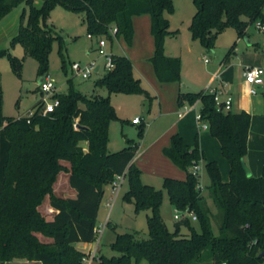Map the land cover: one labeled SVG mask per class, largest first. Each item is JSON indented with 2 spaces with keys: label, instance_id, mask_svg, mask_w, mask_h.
Masks as SVG:
<instances>
[{
  "label": "trees",
  "instance_id": "trees-1",
  "mask_svg": "<svg viewBox=\"0 0 264 264\" xmlns=\"http://www.w3.org/2000/svg\"><path fill=\"white\" fill-rule=\"evenodd\" d=\"M36 1L41 5L37 6ZM195 6L188 26L193 39L209 50L217 36L234 28L239 37L255 21L264 23V0H192ZM20 2L28 8L25 24L21 23L11 37L20 43L25 55L38 64V75L47 73L49 54L54 41L63 39L47 19L55 5L83 14L87 34L95 37L122 36L132 44V18L150 16L154 52L150 58L156 78L161 83L181 81V60L165 55L169 29L166 13L174 10L173 0H0V20ZM26 9H23V20ZM116 27L114 36L111 27ZM233 47L226 53L227 60ZM12 71L20 76L22 60L8 50ZM63 58V53L60 50ZM114 66L95 81L96 87L108 94H139L151 105L154 97L134 75L130 59L112 53ZM64 63V61H63ZM64 68V66H62ZM66 92L54 93L59 104L51 112L42 113L39 100L31 116L3 117L0 114V264L14 259L40 264H84L85 252L77 244L92 243L96 238L97 215L104 187L117 174H125L128 188L122 201L131 203L134 211L149 210L147 237L137 232L117 233L110 244L116 252L111 256L98 254L100 264H263L264 263V163L259 177L248 176L242 166L247 153L251 116L217 110L213 94L205 91H184L177 94V105L200 103L199 122L206 124L210 135L220 144L222 156L230 165L229 180L224 182L217 161L205 162L210 183L208 196L218 210V235L211 225V212L202 195L199 175L191 167L204 159L198 136L187 144L179 133H173L164 154L186 171L185 179L165 177L163 188L175 210L196 215L200 228L190 225L188 216L177 220L170 230L160 214L161 190L141 181V170L133 163L138 142L126 138L119 151L108 150L109 123L117 120L110 97L84 95L67 80ZM264 101V92L262 93ZM264 117V110H263ZM143 121L139 126L142 135ZM85 143V144H84ZM68 161V184L74 197L61 198L52 193V185ZM55 213L45 218L38 206L45 194ZM108 225L110 223L108 222ZM187 226V233L181 227ZM116 229V225L113 226ZM36 233L52 239L39 241Z\"/></svg>",
  "mask_w": 264,
  "mask_h": 264
},
{
  "label": "rangeland",
  "instance_id": "rangeland-1",
  "mask_svg": "<svg viewBox=\"0 0 264 264\" xmlns=\"http://www.w3.org/2000/svg\"><path fill=\"white\" fill-rule=\"evenodd\" d=\"M36 5L40 6L41 2L36 1ZM173 7V12L170 14L166 13L165 16L169 20V29L177 31V36L174 38L166 37L165 42L167 46H164V52L166 55L167 48L168 52L170 51L176 55L174 57L180 58L182 62V74L185 73L189 76L193 74L207 76L208 70L212 69L211 65L214 64L213 61L218 63L232 47L238 51L237 53L240 56L242 55L244 49L241 46L245 43L244 38L243 36L239 37L234 28L224 30L217 36L214 47L209 50H204L200 42L197 39H193L188 30L191 18L195 13L193 1L173 0ZM24 8L26 9V13L22 20L21 15ZM27 13V6L25 3L20 2L0 20V49H6L12 56L22 60L21 72L20 76H18L11 69L8 55L4 54L0 56V112L3 116L17 117L18 115H26L29 111L33 110L34 105L41 98L38 90V82L41 75H38L37 72V61L25 55L20 43L11 42V36L17 32L20 24H25ZM143 16L140 15L138 17L144 18ZM47 23L53 26L63 39L62 46H60L58 41L53 42L47 70V73L54 78L57 89L61 92H66L68 90L67 80L71 79L74 87L84 95L90 96L92 94H98L102 97L109 96L116 115L120 119L127 121V119L130 120L132 117L138 116L144 120L141 136L139 135V126L132 125L129 121L123 125L117 120L110 121L108 149L111 151L123 149L126 146V138L133 139L140 144L133 163L141 170V181L143 183L162 191L163 198L160 206V214L167 227L173 230L174 223L177 221L174 218L176 210L169 202L167 193L163 188V181L165 177L176 179L186 178V171L176 166L164 154V148L170 145L171 135L177 132V130L175 131L172 128L175 117L159 115L161 105L158 88H154L148 84L144 77L140 75L143 86L154 97L151 106L142 95L135 93H112L109 95L105 88L95 86V81L104 72L105 53L113 52L114 54L126 55L133 63L136 74H138L136 70L138 62H146L151 66L150 58L154 52V43L150 23L147 27L144 25L137 26L138 28L133 35L131 45H128L122 36L113 37L111 40L106 37L92 36L89 38L86 24L83 21V14L65 9L60 4L54 6L47 19ZM252 27L249 32L251 41L258 43L260 50H264V33L255 26ZM101 38L105 41V46L103 47L98 45V41ZM244 46L246 47V45ZM60 50L63 53V58L60 55ZM256 50L254 51L258 52ZM202 55H205L209 59L210 64L206 65L204 63ZM73 61L81 64L94 61L95 65H99L100 68L97 73H92L89 78L82 79L74 75L71 71L70 65ZM161 86L163 85L160 84L159 89ZM197 90H200V88ZM167 105V101L163 98V108ZM164 139L168 141L167 146H163ZM60 163L65 168L58 173L52 185V193L61 198L74 197L72 194L73 190L68 184L70 163L63 160ZM198 165H201V161H199ZM199 175V183L202 186L201 191L211 212L210 220L212 229L214 234L218 235L219 221L217 216L219 212L208 196V189L206 187L209 185L210 179L205 169V161ZM127 188V177H124L113 207H106L103 204L108 197L114 198V194L110 192V188H105V195L103 196V202L99 209L96 224L97 226L105 225L99 242V247L103 255L111 256L116 254L111 249L110 244L114 241L117 233L137 232L140 238L147 237V215L150 214V211L144 210L136 213L133 204L123 202L122 195ZM38 210L45 218H48L50 213L53 212V208L51 209L50 206V195L48 193L44 195L41 204L38 206ZM107 217L110 220L109 226L106 225ZM189 219L190 225L194 226L196 230H199V222L192 220V216H189ZM116 224L117 227L114 229L113 226ZM188 231L187 226L181 227V232L187 233ZM36 236L39 241L45 244H50L52 241L50 237L44 236L41 233H36ZM16 260L18 259L12 261L15 262ZM94 260H97V258H93L91 261ZM89 262L87 260L84 264H88ZM131 264H134V262ZM139 264L146 263L142 260Z\"/></svg>",
  "mask_w": 264,
  "mask_h": 264
},
{
  "label": "crops",
  "instance_id": "crops-1",
  "mask_svg": "<svg viewBox=\"0 0 264 264\" xmlns=\"http://www.w3.org/2000/svg\"><path fill=\"white\" fill-rule=\"evenodd\" d=\"M143 17L144 18L134 16L132 18L134 33H136V30L140 25H144L146 27L149 25L150 16L144 14ZM252 26H254V24L249 25L246 28V32L243 35L245 43L242 44L241 46L244 49L242 51V55L240 56V54L237 53L238 51H236L235 48L233 47V52L231 53V55L227 60L225 59V57H223L218 63H215L213 61L214 64L211 65L212 69L208 70L206 74L207 76H201L199 74H193L192 76H189L185 73L182 74V62H181L180 82H169V83L159 82L154 73L152 64L151 66H149L150 64L148 65V63L146 62H142L144 64L138 62L137 63L138 66L136 68L138 74H136V72L134 71V75L141 80L142 85H143V81L140 76L144 77V79L148 82V84L152 85L154 88H158L159 101L161 105V107L159 108V113H160L159 115L175 117V122L172 124L173 125L172 128L175 131L177 130L176 133H179L182 136L183 140L191 146L194 144L195 137L198 136L199 147L204 154V159L201 160L200 170L203 169L204 161L206 162V161L215 160L219 165L221 178L224 182H227L229 180L230 165L228 161L222 156L220 150V144L218 140L212 137L209 131L207 130L206 125L203 124L202 122H199L197 119L200 109V103L197 101L193 105H184L183 107L178 108V106L176 105V99H177V94L180 90L193 91V92H198V91L210 92L211 89H217L223 91V93L221 94L222 98H225L227 94L230 95L232 97L231 112L237 113L240 111H246L251 116L250 127L248 132L247 153L243 161L250 170L251 175L253 177H259L262 172L263 163H264V117H263L264 101L262 96V93L264 92V81L261 85L253 86V88H255L256 90V93L252 94L249 92L252 86L247 84L243 77V70L247 66H261L264 69V50L263 49L260 50L259 44L255 43L254 41H251L249 37V32L253 28ZM176 36L177 34L175 36H167V38H174ZM165 45L167 46L166 42H164V46ZM244 45H246L247 48ZM203 49L206 50L204 47ZM252 49L254 50L257 49L256 51L258 52H255L254 50L252 51ZM166 55L170 57L176 56L174 53H171L170 51L168 52L167 48H166ZM202 58L206 65L210 64L208 58H207L208 62H205L204 60V58H206L205 55H202ZM160 84L163 86H161V88L159 89ZM198 88H200V90H197ZM55 92L56 93L61 92L57 89L56 84H55ZM163 98L167 101L168 104L164 108H163ZM179 113L181 114V116L178 115ZM19 116L21 115H18L17 117ZM3 117H11V116H3ZM135 117L138 116H134L130 120L127 119V121L131 123V120ZM142 121L144 123L143 119ZM132 125L138 126L139 124H132ZM0 128H1V124H0ZM164 140L165 141L163 146H167L166 144L168 141L167 139ZM139 146L140 144L138 143V149ZM108 150L111 151L110 149ZM105 188H110V192H111L110 185H106L104 187V195H105ZM73 192L75 193L74 190ZM73 192L72 194L75 196ZM115 198L108 197L103 204L106 207H109L107 206V203L111 201L112 203L111 206L113 207ZM52 211L53 212L50 213V216L48 218H50L55 213L54 209ZM97 220H98V215H97ZM108 222L110 223L109 219L106 221L107 226H109ZM103 226L105 227V225ZM99 242H100V238H99ZM99 242L77 244L76 247L85 253L95 250L96 254L98 255L99 253L102 254L101 248L99 247L100 245ZM11 263L40 264V262L27 261L21 259H18L15 262L10 261L5 264H11ZM88 264H100V262L97 259L94 261H90Z\"/></svg>",
  "mask_w": 264,
  "mask_h": 264
},
{
  "label": "built area",
  "instance_id": "built-area-1",
  "mask_svg": "<svg viewBox=\"0 0 264 264\" xmlns=\"http://www.w3.org/2000/svg\"><path fill=\"white\" fill-rule=\"evenodd\" d=\"M254 26L264 32V23L260 20L255 21ZM116 27H111L110 28V33L114 36V34L116 33ZM89 38H91V35H88ZM98 45L100 47L105 46V41L101 38L98 41ZM105 62H104V72L109 71L113 68L114 63H113V57H112V52L110 53H105ZM205 62H208L207 58H204ZM71 71L73 72L74 75H77L79 77H81L82 79H87L89 78L92 73H97L99 71L100 66L99 65H95L94 61L89 62L87 64H81L79 62H72L71 63ZM103 72V73H104ZM264 69L261 66H247L244 68L243 70V77L244 80L247 84L251 85L252 87L250 88L249 92L250 93H256L255 88H253V86H258L261 85L264 81ZM38 90L40 92L41 98L40 101L43 104L42 107V113L45 114L47 112H51L53 111V109L59 104V101L57 98H55L53 95L55 93V81L54 78L52 76H50V74L46 73L44 75L41 76V78L39 79L38 82ZM210 93L213 94V100L215 102V106L217 108V110L220 111H231V106H232V97L230 95H226L225 98L221 97V94L223 93L222 90H217V89H211ZM33 114V111H29L26 116H31ZM179 116H181V114H178ZM200 115L198 114V121H199ZM142 122V119L139 117H135L131 120L132 124H140ZM204 124V123H203ZM206 125V124H205ZM207 127V126H206ZM197 164H194L191 167V170L199 175L201 166ZM200 176V175H199ZM125 177V174H117L115 175L114 179L111 181L110 186H111V192L112 194H114V198L117 196L119 189L121 187L122 181ZM198 188L200 189V191L202 190V186L200 185V183L198 184ZM112 203L111 201H109L107 203V206H111ZM186 216H192V220L196 221V215L189 213L187 210H176V213L174 215V218L176 220H180ZM104 226L103 225H99L96 226L95 228V234H96V238L94 240V242L98 243L99 242V238L103 232ZM93 258H97V254L96 251H89L87 253H85V257L83 259L84 263L89 260L91 261ZM264 264V263H263Z\"/></svg>",
  "mask_w": 264,
  "mask_h": 264
},
{
  "label": "water",
  "instance_id": "water-1",
  "mask_svg": "<svg viewBox=\"0 0 264 264\" xmlns=\"http://www.w3.org/2000/svg\"><path fill=\"white\" fill-rule=\"evenodd\" d=\"M242 166H243V168H244L246 174H247L248 176H251L250 170L248 169V167L246 166V164L244 163V161L242 162Z\"/></svg>",
  "mask_w": 264,
  "mask_h": 264
}]
</instances>
